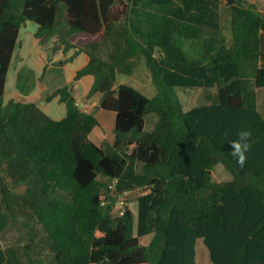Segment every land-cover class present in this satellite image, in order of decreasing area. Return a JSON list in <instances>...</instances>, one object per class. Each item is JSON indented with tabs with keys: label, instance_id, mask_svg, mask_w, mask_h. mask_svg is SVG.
I'll return each instance as SVG.
<instances>
[{
	"label": "trees",
	"instance_id": "16d2710c",
	"mask_svg": "<svg viewBox=\"0 0 264 264\" xmlns=\"http://www.w3.org/2000/svg\"><path fill=\"white\" fill-rule=\"evenodd\" d=\"M172 1L0 0V175L14 188L4 183L1 192L39 226L48 264H198V239L212 264H264V117L256 90L264 88V10L248 0H178L170 13L146 5ZM59 4L70 28L65 37L56 28ZM222 7L229 10V46ZM27 21L41 43L58 34L65 50L93 45L75 79L94 77L86 97L100 93V107L115 114L112 144L90 138L98 121L77 104L63 70L47 78L40 101L4 102ZM180 39L199 41L201 49L190 56ZM141 60L151 97L115 86L117 75H132ZM196 88L207 90L210 102L186 109L178 90ZM55 96L66 107L60 120L41 107ZM150 113L157 119L146 130ZM242 130L250 136L240 167L230 142ZM216 164L230 180H212ZM138 188L136 223L128 206L113 215L114 197Z\"/></svg>",
	"mask_w": 264,
	"mask_h": 264
},
{
	"label": "rangeland",
	"instance_id": "374dc122",
	"mask_svg": "<svg viewBox=\"0 0 264 264\" xmlns=\"http://www.w3.org/2000/svg\"><path fill=\"white\" fill-rule=\"evenodd\" d=\"M258 5L260 9L264 10V0H248ZM147 7L161 12L170 13L174 8L180 5L178 0H173L170 4L165 6L149 5ZM221 26L226 45L231 43V27L229 10L227 7L220 8ZM32 21H27V25L22 28L21 38L26 34L25 28L31 30L33 27ZM57 31L69 29L66 21V7L64 4H59L56 16ZM31 38V37H30ZM181 46L186 50L187 54L194 56L193 51L201 49L199 41L180 39ZM103 50V49H102ZM101 56H105V52H100ZM11 72L14 73L15 64L10 66ZM128 84L139 89L144 95L151 97L155 94V89L152 85L149 72L145 67L144 61L141 60L134 70L133 74L123 75L118 74L115 86L118 84ZM216 88L211 89L212 93L216 92ZM257 106L258 110L264 117V88H257ZM74 91H76L74 89ZM180 99L182 103L189 109L193 106L207 104L210 101L206 97L207 90L203 88L189 89L188 91L179 89ZM85 98V97H84ZM82 100V99H81ZM85 100V99H84ZM86 101V100H85ZM83 101V102H85ZM100 100H89L90 113L99 114L101 111L95 106L99 104ZM94 103V104H93ZM96 118V117H95ZM155 114H148L145 116V129L149 130L151 125L156 121ZM102 129L107 134L110 130L106 129V125L102 124ZM98 131V129H97ZM212 180L223 182L231 179V174L223 167L222 164H216L210 172ZM0 177V264H48L50 255L47 249H40V228L38 225L27 219L23 213L13 205L6 196L1 192V185L6 183L11 187V182L1 174ZM143 192V189L128 190L120 195L114 197L113 215L120 214L124 206H128L133 214L136 223L137 216V197ZM10 207H7V206ZM136 232V228H135ZM152 235L147 236L143 243L149 242ZM196 261L198 264H212L209 259L208 251L201 239L196 242Z\"/></svg>",
	"mask_w": 264,
	"mask_h": 264
},
{
	"label": "crops",
	"instance_id": "0c3cea01",
	"mask_svg": "<svg viewBox=\"0 0 264 264\" xmlns=\"http://www.w3.org/2000/svg\"><path fill=\"white\" fill-rule=\"evenodd\" d=\"M22 28L20 29L10 63V66L12 63L15 64L14 73L11 72V67L9 66L6 75L4 102L6 103L10 100L21 102L40 101V95L46 88L45 82L47 78H53L56 71L60 69L63 70L64 80L73 85V88L76 90L74 91V95L77 103L82 102L83 106L80 107L90 113L89 100H100L101 97L100 93H95L90 98L86 97L93 84L94 77L86 74L75 79V76L76 72L87 64L89 60L88 52L94 50L93 45H83V51H79L77 47L65 50L58 39V34L65 37L70 33L69 29L65 31L60 30L58 34L50 37L46 43H41L34 37V33L37 30L35 23L30 31L26 28L24 29L26 34L23 39L21 38ZM88 38V36H83V39ZM93 43L101 49H106L102 44ZM41 105L43 111L54 120H60L66 115L65 104L60 101L59 96H55L49 101H43ZM95 107L101 112L94 114L98 125L90 133V138L97 145L104 142L112 144L114 141L115 114L101 108L99 104ZM102 124L106 125V129L110 130V134L104 132Z\"/></svg>",
	"mask_w": 264,
	"mask_h": 264
},
{
	"label": "clouds",
	"instance_id": "9594fccd",
	"mask_svg": "<svg viewBox=\"0 0 264 264\" xmlns=\"http://www.w3.org/2000/svg\"><path fill=\"white\" fill-rule=\"evenodd\" d=\"M250 133L248 131H241L238 135V139L230 142V155L236 161V163L243 167L246 162V152L248 151V138Z\"/></svg>",
	"mask_w": 264,
	"mask_h": 264
},
{
	"label": "water",
	"instance_id": "95a60500",
	"mask_svg": "<svg viewBox=\"0 0 264 264\" xmlns=\"http://www.w3.org/2000/svg\"><path fill=\"white\" fill-rule=\"evenodd\" d=\"M79 106H83V103L82 102H79V103H77Z\"/></svg>",
	"mask_w": 264,
	"mask_h": 264
},
{
	"label": "built area",
	"instance_id": "2783aa9c",
	"mask_svg": "<svg viewBox=\"0 0 264 264\" xmlns=\"http://www.w3.org/2000/svg\"><path fill=\"white\" fill-rule=\"evenodd\" d=\"M120 214H122V210L120 211Z\"/></svg>",
	"mask_w": 264,
	"mask_h": 264
}]
</instances>
